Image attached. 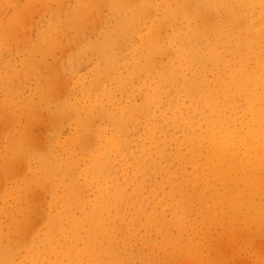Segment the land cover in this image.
Wrapping results in <instances>:
<instances>
[{"label": "rangeland", "instance_id": "374dc122", "mask_svg": "<svg viewBox=\"0 0 264 264\" xmlns=\"http://www.w3.org/2000/svg\"><path fill=\"white\" fill-rule=\"evenodd\" d=\"M263 213L264 0H0V264H264Z\"/></svg>", "mask_w": 264, "mask_h": 264}, {"label": "bare ground", "instance_id": "6f19581e", "mask_svg": "<svg viewBox=\"0 0 264 264\" xmlns=\"http://www.w3.org/2000/svg\"><path fill=\"white\" fill-rule=\"evenodd\" d=\"M193 3H194V2H193ZM193 3H192V4H193ZM196 3H197V2H196ZM188 4H189V3H188ZM192 4H191V5H192ZM193 5H195V3H194ZM179 6H180V5H179ZM187 10H188V8H187ZM169 12H170V11H169ZM193 12H194V11H193ZM166 13H167V12H166ZM182 14H183V13H182ZM182 16H183V15H182ZM186 19H187V18H186ZM136 20H138V19H136ZM215 20H216V19H215ZM131 23H133V22H131ZM132 26H133V25H132ZM167 31H168V30H167ZM210 33H211V32H210ZM2 48H3V47H2ZM151 50H152V49H151ZM185 50H186V49H185ZM96 52H97V51H96ZM116 53H117V52H116ZM101 55H102V54H101ZM103 56H104V55H103ZM103 56H102V58H104ZM100 57H101V56H100ZM225 57H226V56H225ZM259 59H260V58H259ZM104 61H105V60H104ZM118 61H119V59H118ZM159 61H160V60H159ZM133 63H134V62H133ZM152 63H153V62H152ZM103 64H105V63H103ZM131 64H132V63H131ZM154 67H155V66H154ZM118 69H119V67H118ZM48 70H49V69H48ZM115 73H117V72H115ZM122 73H123V71H122ZM184 73H185V72H184ZM184 73H183V75H184ZM244 73H245V72H244ZM149 74H150V73H149ZM130 75H131V74H130ZM180 75H181V74H180ZM253 76H254V75H253ZM116 78H118L117 75H116ZM132 78H133V77H132ZM177 78H178V77H177ZM159 79H160V78H159ZM113 81H114V80H113ZM175 81H176V79H175ZM252 81H255V79H254L253 77H252ZM173 82H174V81H173ZM168 83H169V82H168ZM130 84H131V83H130ZM170 85H171V84H170ZM172 85L174 86L175 84L172 83ZM183 85H184V84H183ZM198 85H199V84H198ZM254 87H255V86H254ZM254 87H253V89H256V87H255V88H254ZM169 89H170V88H169ZM149 103H150V102H149ZM130 106H131V105H130ZM129 108H130V107H129ZM150 108H152V107H150ZM113 110H114V109H113ZM246 116H247V115H246ZM57 124H58V123H57ZM93 139H94V138H93ZM93 139H92V140H93ZM258 153H259V152H258ZM224 154H225V152H224ZM258 155H259V154H258ZM156 158H157V157H156ZM258 159H259V158H258ZM48 166H49V165H48ZM150 170H151V169H150ZM91 173H92V172H91ZM53 178H54V177H53ZM33 179H34V178H33ZM37 179H38V178H37ZM35 180H36V179H35ZM56 181H57V180H56ZM53 183H54V181H53ZM63 189H64V188H63ZM125 190H126V189H125ZM126 191H127V190H126ZM51 194H52V193H51ZM99 195H100V194H99ZM97 196H98V195H97ZM130 196H131V195H130ZM132 196H133V194H132ZM70 197H71V196H70ZM84 197H85V196H84ZM84 197H83V198H84ZM118 197H119V196H118ZM65 198H66V197H65ZM128 198H129V197H128ZM128 198H127V199H128ZM96 199H98V198H96ZM122 199H124V198H122ZM128 200H129V199H128ZM96 201H97V200H96ZM120 201H121V200L119 199L118 202L120 203ZM81 202H82V201H81ZM81 202H80V203H81ZM83 202H84V201H83ZM100 202H101V203L103 202V201H101V198H100ZM125 202H126V201H125ZM125 202H123V203L125 204ZM127 202H128V201H127ZM85 203H86V202H85ZM85 203H82V204L84 205ZM101 203H100V205H101ZM128 203H129V202H128ZM97 204L99 205V200H98V203H97ZM102 204H103V203H102ZM106 204H107V203H106ZM83 205H81V207H82ZM100 205H99V206H100ZM107 205H108V204H107ZM134 205H136V204H134ZM101 206H102V205H101ZM105 206H106V205H105ZM117 206H118V204H117ZM124 206H126V204H125ZM132 206H133V205H132ZM142 206H144V205H142ZM89 207H91V206L89 205ZM113 207H115V204H114ZM126 207H127V206H126ZM87 208H88V207H87ZM98 208H99V207H98ZM102 208H103V207H101L100 209H102ZM119 208H120V207H119ZM119 208H118V209H119ZM121 208H122V205H121ZM92 209H93V208H91L90 213H91ZM96 209H97V208H96ZM83 210H84V209H83ZM85 210H87V209L85 208ZM85 210H84L83 212H85ZM93 210H94V209H93ZM115 210H116V209H115ZM43 211H44V210H43ZM79 211H80V210H79ZM100 211H101V210H100ZM90 213H89L88 215H91ZM96 213H97V212H96ZM96 213H95V215H96ZM98 213H100V212H98ZM98 213H97V214H98ZM102 213H104V212H102ZM75 214H76V213H75ZM80 214L82 215V212H81ZM263 214H264V213H263ZM72 215H73V214H72ZM95 215H94V216H95ZM115 215H116V214H115ZM69 216H70V215H69ZM73 216H74L73 218H72V216H70V218L73 219V222H74V224H75V221H76L75 219L77 218V216H76V215H73ZM83 216H84V215H83ZM92 216H93V215H92ZM92 216H89V217L91 218ZM104 216H105V215H104ZM87 217H88V216H87ZM89 217H88V219H89ZM96 217H99V216H95V218H96ZM101 217H102V216H101ZM239 217H240V216H239ZM70 218H68V219H70ZM78 218H79V216H78ZM82 218H83V217H82ZM92 218H93V217H92ZM92 218H91V219H92ZM43 219H44V218H43ZM83 219H85V218H83ZM83 219H82V220H83ZM98 219H99V218H98ZM104 219H105V218H104ZM77 221L79 222L80 220H77ZM85 221H86V222H89L90 219H89V221H87V220L85 219ZM93 221H95V219H94ZM96 221H97V220H96ZM67 222H68V221H67ZM69 223H70V222H69ZM76 223H77V222H76ZM83 223H84V222H83ZM99 223H100V222H99ZM102 223H103V221H102ZM77 224H79V223H77ZM81 224H82V221H81ZM84 224H85V223H84ZM84 224H83V225H84ZM92 224H93V223H92ZM95 224H96V222H95ZM97 224H98V223H97ZM83 225H81V226H83ZM98 225H99V224H98ZM117 225H118V224H117ZM33 226H34V225H33ZM81 226H80L79 228H81ZM34 227H35V226H34ZM89 227H90V226H89ZM83 228H84V227H83ZM91 228H92V227H90V229H91ZM105 228H106V227H105ZM123 228H124V227H123ZM52 229L54 230V227H53ZM104 230H105V229H104ZM107 230H108V229H107ZM111 230H112V229H110V232H111ZM93 231H95V230H93ZM100 231H101V230H100ZM98 232H99V231H98ZM102 234H103V233H102ZM92 235H93V233H92ZM92 235H91V236H92ZM76 236H77V235H76ZM94 236H95V234H94ZM107 236H108V235H107ZM81 237H82V236H81ZM92 237H93V236H92ZM92 237H91V238H92ZM108 237H109V236H108ZM85 238H87V237H85ZM82 239H83V238H82ZM82 239H81V240H82ZM85 240L88 241V242H90V241L87 240V239H85ZM83 243H84V240H83ZM100 247H101V246H100ZM71 250L75 251L74 249H71ZM7 255L10 256L9 253H8ZM6 261H9V262H10L9 259L6 260ZM2 264H3V263H2Z\"/></svg>", "mask_w": 264, "mask_h": 264}]
</instances>
